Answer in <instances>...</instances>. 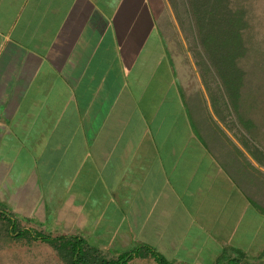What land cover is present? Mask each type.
Returning <instances> with one entry per match:
<instances>
[{
    "label": "crops",
    "instance_id": "1",
    "mask_svg": "<svg viewBox=\"0 0 264 264\" xmlns=\"http://www.w3.org/2000/svg\"><path fill=\"white\" fill-rule=\"evenodd\" d=\"M158 3L0 0V264L51 216L113 258L264 264V139L184 84Z\"/></svg>",
    "mask_w": 264,
    "mask_h": 264
},
{
    "label": "rangeland",
    "instance_id": "2",
    "mask_svg": "<svg viewBox=\"0 0 264 264\" xmlns=\"http://www.w3.org/2000/svg\"><path fill=\"white\" fill-rule=\"evenodd\" d=\"M228 6L236 13L226 14L224 19H228L222 22L218 20L223 13L214 16L216 19L203 14V28L198 32L187 0L158 3L165 13L163 22L184 84L201 97L205 93L212 106L223 109L228 122L240 129L247 126L253 139L260 142L264 139V0H230ZM222 23L226 30L221 29ZM202 38H210V46ZM203 101L206 105V99ZM34 218L31 214V225L38 223ZM53 223L51 216L46 218V226L32 227L55 235ZM23 241L14 243L13 264H65L49 244ZM111 248L98 245L100 253L109 259L114 257Z\"/></svg>",
    "mask_w": 264,
    "mask_h": 264
},
{
    "label": "trees",
    "instance_id": "3",
    "mask_svg": "<svg viewBox=\"0 0 264 264\" xmlns=\"http://www.w3.org/2000/svg\"><path fill=\"white\" fill-rule=\"evenodd\" d=\"M229 1L230 0H187L189 13L192 16V20L195 22V28L198 32H200L203 28V25L200 23L203 18V14H208L209 16H212L213 19H216L214 16L217 17V15L223 13V15H220V19L218 21L222 22L225 19H228H224V17L227 16L226 14L231 15L233 12L228 6ZM229 19L230 23L231 18ZM232 23L233 21L231 24ZM224 26L225 23L220 25L221 29L223 28L226 30ZM198 34L200 35V33ZM238 35V33L235 34L237 37ZM202 41L204 44L210 46V38H202ZM13 230L16 232V236L18 237L24 236L30 240H40L41 242L49 244L53 247L59 258L65 264H127L128 261L134 257L141 256L144 253L152 256L158 264H169L167 260L161 257L157 252L151 250L149 247L141 248L140 246H136L128 251L119 253L116 258L107 259L100 253L97 247L87 243L81 236L71 234L53 235L51 232H43L32 229H25L21 231L16 227H14ZM233 264L235 263L233 262Z\"/></svg>",
    "mask_w": 264,
    "mask_h": 264
}]
</instances>
